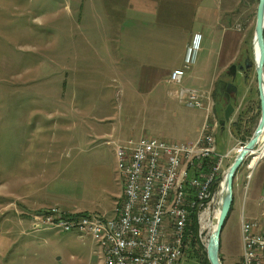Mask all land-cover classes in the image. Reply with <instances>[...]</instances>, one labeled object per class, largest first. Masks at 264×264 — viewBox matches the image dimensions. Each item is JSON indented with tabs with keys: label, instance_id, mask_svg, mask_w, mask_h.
Masks as SVG:
<instances>
[{
	"label": "rangeland",
	"instance_id": "1",
	"mask_svg": "<svg viewBox=\"0 0 264 264\" xmlns=\"http://www.w3.org/2000/svg\"><path fill=\"white\" fill-rule=\"evenodd\" d=\"M234 1L243 6L247 29V52L236 64L245 66L252 58L248 42L258 0ZM144 5L134 0H0V264H101L100 248L90 237L31 228L30 216L39 210H29L22 198L113 215L123 193L115 144L142 135L193 142L205 128L202 135H211L215 152L221 153L211 164L221 158L219 179L242 145L230 126L241 110L243 129L252 135L259 119L253 65L243 79L237 71L230 99L234 110L222 126L225 102L213 95L215 85L207 93L193 88L203 104L191 107L179 100L178 86L169 80L152 86L138 77L150 61L130 58L132 48H144L131 42L158 35L147 28L130 31L123 18L130 9H138L130 13L140 18ZM159 56L168 67L180 65L182 54L174 49ZM218 78L228 79L224 71ZM91 112L104 121L96 124ZM261 146L259 140L255 149ZM252 158L245 157L233 178L231 210L220 237L221 264H240L241 214L264 221V156L250 167ZM219 183L211 190L209 209L196 217V240L204 246L216 219ZM187 232L178 262L200 264L201 251L198 256L191 251L188 226Z\"/></svg>",
	"mask_w": 264,
	"mask_h": 264
},
{
	"label": "built area",
	"instance_id": "2",
	"mask_svg": "<svg viewBox=\"0 0 264 264\" xmlns=\"http://www.w3.org/2000/svg\"><path fill=\"white\" fill-rule=\"evenodd\" d=\"M198 49L199 38L194 35L186 46L183 66L173 69L168 78L178 86L179 100L191 107H201L202 99L193 88L183 86L182 79ZM204 130L193 142L142 135L115 144L123 193L113 215L68 212L49 206L30 216L31 228L76 231L103 242L105 264H176L186 248L184 238L191 211L195 209L199 218L202 210L209 209L211 188L219 177L221 158L207 171L200 169L206 159L218 156L214 138L202 135ZM240 237V264H264L263 218L248 219L241 214Z\"/></svg>",
	"mask_w": 264,
	"mask_h": 264
},
{
	"label": "crops",
	"instance_id": "3",
	"mask_svg": "<svg viewBox=\"0 0 264 264\" xmlns=\"http://www.w3.org/2000/svg\"><path fill=\"white\" fill-rule=\"evenodd\" d=\"M134 1L145 4L143 7V11H145L140 18H137L130 12L139 10H129L128 15L123 19L129 21L130 31L147 28L153 29L158 35V38L147 36L145 39H134L131 42L135 45L142 44L144 48L135 52L132 48L130 58L136 62L139 61L138 58L146 62L150 61L146 64L149 67L148 70L140 72L141 75L138 76L139 78L143 77L148 85L169 84L170 71L183 66L186 45L190 43L194 35L195 39L199 38L200 45L195 60L188 68L189 71L184 73L182 85L198 89L203 93L210 92L218 75L231 64H236L239 61L241 52L246 51L247 29L244 30L242 26L245 19L243 6L241 5L242 0L239 2L241 5L239 8L234 0ZM235 25L236 27H242V29L237 30ZM174 49L181 51L180 65L167 67L164 64L166 60L160 57L159 54L169 53ZM73 109H76V107L73 106ZM95 115L93 112L90 113V117L97 120L96 124L104 121L102 116ZM95 130L99 131L97 127ZM102 132L106 133L103 130ZM216 154L221 153L217 152ZM22 200L23 205L31 211L37 209L40 211L45 207L55 205L28 202L25 197ZM63 210L68 212L80 211L79 209H70V207H63Z\"/></svg>",
	"mask_w": 264,
	"mask_h": 264
},
{
	"label": "water",
	"instance_id": "4",
	"mask_svg": "<svg viewBox=\"0 0 264 264\" xmlns=\"http://www.w3.org/2000/svg\"><path fill=\"white\" fill-rule=\"evenodd\" d=\"M264 0H258L256 10H255V23L252 32L251 40V60H248L249 65H253L256 78V87L258 92L259 99V108L256 111L259 114V119L255 129L252 132V135L249 139L243 143L237 150L231 164L227 170L221 175L223 179V188L225 190L218 191L217 193V205H218V216L215 219V225L209 234V237L206 241V258L209 264H221L219 258V249H220V235L222 228L227 217L230 204L232 202V185L233 178L239 166L243 162L246 156H248L254 150L256 144L258 143L261 134L264 130ZM254 45L257 49V56L254 54ZM248 59V57H247ZM232 71L233 76L236 72L235 64H231L228 67V72ZM229 89L233 92H236V86L231 82H226L223 79H218L215 83V93L218 96H221L226 103V106L223 110V119L220 120L219 124L222 126L226 121H228L230 114L233 112L234 108L230 103ZM222 183V181H220ZM219 183V184H220Z\"/></svg>",
	"mask_w": 264,
	"mask_h": 264
},
{
	"label": "trees",
	"instance_id": "5",
	"mask_svg": "<svg viewBox=\"0 0 264 264\" xmlns=\"http://www.w3.org/2000/svg\"><path fill=\"white\" fill-rule=\"evenodd\" d=\"M251 37H252V35L249 38V42H248L249 45H250ZM245 48H246V46H245ZM246 52H247V50H246ZM245 73H246V71H245ZM213 95L214 96H217V94L215 93V91H213ZM225 106H226V103L224 104V107ZM242 114H244V112L241 110L237 114L236 120H234V121H232L230 123L231 130H232L234 136L237 137V138H239L241 140V144H243L244 142H246L248 140V138L250 137V135H251V132L250 131H247V130H244L243 129V124H242V118L243 117H242ZM212 163H213V159H211V158L210 159H206L203 163H201L200 169L201 170H206L209 167V165H211ZM219 179H218L217 182H215L212 185V188H211L212 191H215V189L218 188ZM230 210H231V207L229 208V211ZM229 211H228V213H229ZM227 216H228V214H227ZM187 226H188L189 230H191L192 235H193V238L191 237V240H190L191 241L190 242L191 251L193 252L194 256H198L196 253H197L198 250H200L201 251V257L198 258L200 264H209V262H208V260L206 258L205 246L202 243H199L198 244L197 243V240H196L198 225H197V218H196V210L195 209H193L191 211L190 220H189ZM219 258L221 260L220 254H219Z\"/></svg>",
	"mask_w": 264,
	"mask_h": 264
},
{
	"label": "bare ground",
	"instance_id": "6",
	"mask_svg": "<svg viewBox=\"0 0 264 264\" xmlns=\"http://www.w3.org/2000/svg\"><path fill=\"white\" fill-rule=\"evenodd\" d=\"M197 35V34H196ZM198 36V35H197ZM191 42V41H190ZM188 45V44H187ZM186 45V46H187ZM199 45H200V43H199ZM186 50V49H185ZM198 51V50H197ZM184 54H185V52H184ZM254 54H255V57L257 56V49H256V46L254 45ZM183 59H184V57H183ZM227 69V68H226ZM225 69V70H226ZM225 70H224V72H225ZM172 71V70H171ZM170 71V72H171ZM218 79H221V78H217V80ZM216 80V81H217ZM263 132H264V130H263ZM262 132V134H261V137H260V142L262 143V146L260 147V149H255L256 148V146H257V144H256V146H255V148H254V150L252 151V153H250V154H253V158H252V161L250 162V164H249V166L251 167V166H253L254 164H255V162L258 160V159H260L262 156H264V133ZM259 142V141H258ZM238 150V149H237ZM237 153V152H236ZM116 164H117V168H118V170H119V172H120V174H121V176H122V173H121V168H120V160H116ZM220 181H222V183H220L219 184V191H223L224 190V188H223V179H221ZM224 192H225V190H224ZM218 193V192H217ZM218 212H219V210L217 209L215 212H214V219L215 218H217V216H218ZM214 225H215V222L212 224V229H213V227H214ZM97 243V245L99 246V248H100V253H101V264H105V259H106V245L103 243V242H96Z\"/></svg>",
	"mask_w": 264,
	"mask_h": 264
},
{
	"label": "flooded vegetation",
	"instance_id": "7",
	"mask_svg": "<svg viewBox=\"0 0 264 264\" xmlns=\"http://www.w3.org/2000/svg\"><path fill=\"white\" fill-rule=\"evenodd\" d=\"M247 64H248V59L246 60ZM236 66V72H235V75L237 73V71L240 73V76L242 77V79L244 78L245 76V71H247V68L248 67H245L244 65H240V64H235ZM235 75L233 76L232 74V71H229L228 72V68L225 70V76L228 77V79H223L225 80L226 82H231L233 84V80L235 78ZM229 96H230V99H233L234 98V95H235V92H233L231 89H229Z\"/></svg>",
	"mask_w": 264,
	"mask_h": 264
}]
</instances>
